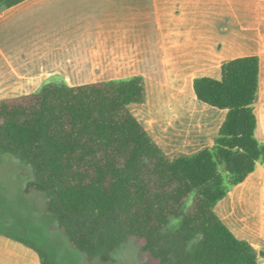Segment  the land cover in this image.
I'll return each mask as SVG.
<instances>
[{
  "label": "trees",
  "instance_id": "16d2710c",
  "mask_svg": "<svg viewBox=\"0 0 264 264\" xmlns=\"http://www.w3.org/2000/svg\"><path fill=\"white\" fill-rule=\"evenodd\" d=\"M23 0H0V8ZM259 58L236 57L221 78L196 77L197 98L226 109L211 147L170 158L129 104L146 97L141 76L68 85L0 99V156L31 169L24 192H42L55 228L85 264H108L130 240L142 264H257L264 250L237 237L215 212L228 185L243 182L264 142L255 136ZM34 248L53 264L46 248Z\"/></svg>",
  "mask_w": 264,
  "mask_h": 264
},
{
  "label": "crops",
  "instance_id": "0c3cea01",
  "mask_svg": "<svg viewBox=\"0 0 264 264\" xmlns=\"http://www.w3.org/2000/svg\"><path fill=\"white\" fill-rule=\"evenodd\" d=\"M247 55L259 58L253 107L264 142V0H23L0 8V99L52 81L141 76L146 97L135 117L170 158L211 147L226 116L197 98L194 79H220L224 62ZM241 184L251 193V240L218 216L264 250V163ZM0 264L42 261L0 229Z\"/></svg>",
  "mask_w": 264,
  "mask_h": 264
},
{
  "label": "rangeland",
  "instance_id": "374dc122",
  "mask_svg": "<svg viewBox=\"0 0 264 264\" xmlns=\"http://www.w3.org/2000/svg\"><path fill=\"white\" fill-rule=\"evenodd\" d=\"M139 104L131 103L130 111L138 116ZM256 138L261 141L257 135ZM31 169L12 155L0 156V229L23 236L47 249L53 264H85L84 255L73 248L65 235L55 228L56 218L45 209L42 192H24L31 179ZM247 184V183H244ZM243 184L228 185L227 195L215 206L238 235L239 230L250 240L252 235L251 193ZM138 246L130 240L113 253L108 264H142Z\"/></svg>",
  "mask_w": 264,
  "mask_h": 264
}]
</instances>
